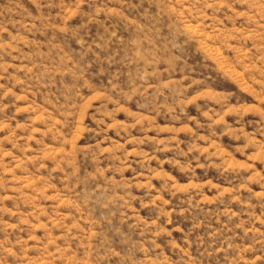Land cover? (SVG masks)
I'll use <instances>...</instances> for the list:
<instances>
[{"label": "rangeland", "instance_id": "374dc122", "mask_svg": "<svg viewBox=\"0 0 264 264\" xmlns=\"http://www.w3.org/2000/svg\"><path fill=\"white\" fill-rule=\"evenodd\" d=\"M0 264H264V0H0Z\"/></svg>", "mask_w": 264, "mask_h": 264}]
</instances>
